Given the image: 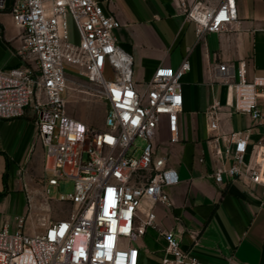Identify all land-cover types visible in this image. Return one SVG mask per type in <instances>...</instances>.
Instances as JSON below:
<instances>
[{
	"label": "built area",
	"instance_id": "built-area-1",
	"mask_svg": "<svg viewBox=\"0 0 264 264\" xmlns=\"http://www.w3.org/2000/svg\"><path fill=\"white\" fill-rule=\"evenodd\" d=\"M179 8L194 23L198 40L221 33L237 20L235 0H223L215 8L179 0ZM10 15L23 30L17 51L21 65L0 69V119L21 118L27 109L31 111L44 147V173L51 177L41 182L43 214L28 210L16 218L15 229L7 224L0 228V264H141L138 242L147 228L154 227V206H171L165 189L179 183L177 171L158 153L157 139L165 127L169 145L181 140V79L190 70L188 58L175 70L157 67L138 88L133 58L113 35L121 24L105 14L97 0H14ZM68 15L77 43L67 37ZM214 70L227 88L225 105L248 114L254 122H264L258 107L264 77L247 79L243 62L221 64ZM69 75L82 77L85 90ZM71 91L104 103L103 129L67 114L66 97ZM220 109L215 103L206 111L208 131L215 133L211 142L218 159L231 157L233 163L208 177L221 185L223 174L233 179L243 174L244 167L250 184L264 189V134L248 152L249 129L220 132ZM61 180L73 182L72 193L48 198L50 188L58 187ZM26 200L30 204L29 196ZM50 202L68 204L67 216L48 220ZM145 202L141 220L138 213ZM33 215L40 231L28 234L26 222ZM162 236L165 249L159 264H204L181 249L173 232Z\"/></svg>",
	"mask_w": 264,
	"mask_h": 264
},
{
	"label": "crops",
	"instance_id": "crops-1",
	"mask_svg": "<svg viewBox=\"0 0 264 264\" xmlns=\"http://www.w3.org/2000/svg\"><path fill=\"white\" fill-rule=\"evenodd\" d=\"M13 1L0 0L2 70L21 65L17 51L23 30L10 15ZM97 1L105 14L121 24L113 35L133 58V80L138 88L152 78L157 67L175 70L185 57L190 64L181 79V140L169 145L165 127L157 139L158 153L165 155L167 164L177 171L179 183L165 189L171 206H154V227L147 228L138 242L141 264L160 263L165 249L162 234L166 231L176 235L182 250L204 264H264V189L250 184L244 167L239 177L229 179L223 174L221 185L208 177L217 169L229 168L233 160L216 156V145L211 142L215 133L208 131L206 117V111L220 103V132L231 134L249 129L248 152L264 134L263 121L254 122L248 114L236 113L225 105L229 99L227 88L218 81L214 70L221 64L237 66L243 62L247 79L264 77V0H235L236 22L221 33H208L200 40L194 23L181 12L179 0ZM188 1L215 8L223 0ZM258 107L264 112V88L259 90ZM218 147L224 148L222 141ZM43 166L44 147L31 111L27 109L21 118L0 119V228L7 224L15 229L16 218L26 213L28 193L22 206L11 194L22 193L28 179L32 180L31 190L40 194ZM63 205L70 210L68 204ZM32 206L35 213L45 208L40 197L32 201ZM147 206V202L143 203L138 213L141 220ZM47 207L53 208V202ZM39 231L36 219L28 218L25 232Z\"/></svg>",
	"mask_w": 264,
	"mask_h": 264
},
{
	"label": "rangeland",
	"instance_id": "rangeland-1",
	"mask_svg": "<svg viewBox=\"0 0 264 264\" xmlns=\"http://www.w3.org/2000/svg\"><path fill=\"white\" fill-rule=\"evenodd\" d=\"M66 22H67L68 40L72 43H77L78 42L77 33L73 25L72 19L69 15L66 18ZM69 78L75 81V83H78L79 85H81L82 90H85L86 82L82 77L78 75H69ZM65 108H66L67 114L70 117L76 120L82 121L95 129L104 128V112H105L106 107L104 103L98 100L97 98L90 97L85 92H82V91L81 92L71 91L69 95L66 97ZM137 145L141 147L143 145V142L141 140H138ZM31 176H36V175L32 174ZM43 177L46 183V180L51 177V174L43 173V176L40 177L41 182L43 180ZM31 181L32 180L29 181L28 179V185H27L28 188L27 186H25V189L24 190L22 189V193L16 192V193L11 194L13 199L17 200L18 202L20 201L19 203L22 206V202L24 203V195L26 192L28 193L30 204L27 206L28 209L26 213L21 216H25L28 210L33 211V213H35L34 212L35 209L32 206V201H35L36 199H38V197H40L41 200L44 199V195H42V192L38 194L31 190L30 188L32 184ZM41 182H40V186L42 188ZM72 191H73V182L71 180H61L59 182L58 187L50 188L48 198L53 200V199L58 198L60 195H67L69 193H72ZM59 206H61V204L53 202V208H50L49 210L46 209V211L48 212L46 214V217L48 218V220L52 221L55 218H59V216H62L65 213L66 214L68 213L67 211L68 209L65 205H63L62 207H59ZM37 213L43 214L41 213L40 210H37ZM33 219H36V216L33 215Z\"/></svg>",
	"mask_w": 264,
	"mask_h": 264
}]
</instances>
